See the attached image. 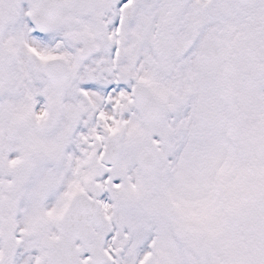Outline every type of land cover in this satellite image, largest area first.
Listing matches in <instances>:
<instances>
[{"label":"snow or ice","instance_id":"6c2138e0","mask_svg":"<svg viewBox=\"0 0 264 264\" xmlns=\"http://www.w3.org/2000/svg\"><path fill=\"white\" fill-rule=\"evenodd\" d=\"M0 264H264V0H0Z\"/></svg>","mask_w":264,"mask_h":264}]
</instances>
